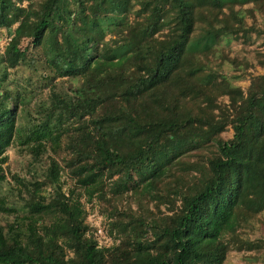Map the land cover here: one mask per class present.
<instances>
[{"label": "trees", "instance_id": "16d2710c", "mask_svg": "<svg viewBox=\"0 0 264 264\" xmlns=\"http://www.w3.org/2000/svg\"><path fill=\"white\" fill-rule=\"evenodd\" d=\"M212 2L236 24L214 25L195 0H0V180L24 97L8 70L26 65L32 91L48 90L26 141L33 174L12 175L22 210L0 198L14 213L0 222V264H224L233 248H264L243 228L264 212V72L243 89L212 67L219 51L247 72L216 43L251 31L235 7L263 0ZM94 198L108 246L87 220Z\"/></svg>", "mask_w": 264, "mask_h": 264}, {"label": "rangeland", "instance_id": "374dc122", "mask_svg": "<svg viewBox=\"0 0 264 264\" xmlns=\"http://www.w3.org/2000/svg\"><path fill=\"white\" fill-rule=\"evenodd\" d=\"M197 5L204 11L207 17L216 26L227 25L229 27L236 24L235 19H233L227 8L222 10L214 7L212 0H195ZM26 4V2H23ZM253 3H246L242 6H236L238 16L241 18V26L243 28L253 27L251 31L247 33H240L238 35L229 34L228 36L221 37L216 43V48L221 50L230 57H238L241 59H246L251 62L252 65L248 67L247 72L235 69V67L229 62L225 61L222 64L217 63L219 61V51L215 52L214 61L212 67L216 71L222 72L233 84L240 85L243 89H246L250 82V77L252 75L261 74L264 72V66L256 64V58L254 54L258 52L264 53V0L261 6L262 11L254 8V10L249 13L247 9H250ZM255 28V29H254ZM260 31H257V30ZM105 39L111 37V31L106 29ZM7 32L0 28V55H2L5 45L7 44ZM254 63V65H253ZM242 73V74H240ZM29 74L31 71L26 65L16 67L14 70H8L7 84L11 88L18 87L19 92L24 95L22 101L20 102L19 110L17 112L16 127L17 133L14 142L6 149L5 154L7 155V160L1 164L3 169V176L5 179L0 180V198H4L8 208H13L16 211L22 210L23 199L26 197L25 192L21 190L20 184L16 182L12 175H16L20 178L29 179L31 173H29L27 163L30 160V154L27 150L26 141H28L27 136L31 135L32 131H37V123L43 118L44 110L42 109L43 101H46L48 95V90L38 86V89L32 91V86L29 84L33 82L34 78H30ZM76 79L60 78L58 79V86H65L66 88H73L77 85ZM41 91V92H40ZM226 100V98H224ZM39 120V121H38ZM51 125H49V128ZM224 136L230 137L232 131L223 133ZM48 153L43 154L42 162L38 163L33 170V172L39 174L40 167L44 164L46 156ZM66 152H59L60 164L62 165V159L65 157ZM32 172V171H30ZM62 179L64 180V189L73 186L74 181L70 178L69 172L63 166L62 168ZM33 174V173H32ZM31 174V175H32ZM85 207L88 211L87 220L90 225L95 227L93 234L98 243L102 246H108L112 244V239L104 231L105 218L99 211V206L95 201L92 202L85 200ZM14 217L13 212L3 213L0 212V222L4 223L6 220H12ZM244 230L251 232V235L264 237V212L259 213L255 217L254 227L253 223H243ZM100 230L101 232H98ZM224 264H264V248L259 250H237L233 248L225 261Z\"/></svg>", "mask_w": 264, "mask_h": 264}, {"label": "built area", "instance_id": "2783aa9c", "mask_svg": "<svg viewBox=\"0 0 264 264\" xmlns=\"http://www.w3.org/2000/svg\"><path fill=\"white\" fill-rule=\"evenodd\" d=\"M98 232H101L100 230H98ZM95 234V233H94Z\"/></svg>", "mask_w": 264, "mask_h": 264}]
</instances>
